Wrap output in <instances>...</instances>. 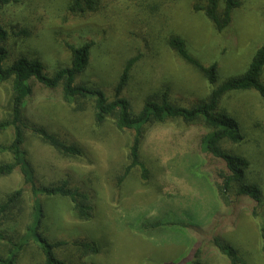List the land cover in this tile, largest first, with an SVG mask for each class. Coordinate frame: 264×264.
Masks as SVG:
<instances>
[{
	"label": "rangeland",
	"instance_id": "rangeland-1",
	"mask_svg": "<svg viewBox=\"0 0 264 264\" xmlns=\"http://www.w3.org/2000/svg\"><path fill=\"white\" fill-rule=\"evenodd\" d=\"M68 1L18 0L3 6L0 25L9 34L5 64L27 55L40 59L50 74L70 66L67 44L91 43L89 65L75 83L98 86L111 101L123 64L138 56L122 94L134 112L148 94L165 88L170 101L182 107L192 106L211 89L167 46L170 34L183 37L188 52L204 66L218 64L216 85L243 73L264 43V0H240L223 33L193 12V0H99L96 12L83 16L71 15ZM20 29L27 30L28 36L17 35ZM35 91L23 144L34 181L37 186L67 181L69 188L87 196L91 216L78 218L68 198H34L16 168L0 177V199L23 190L24 215L18 233L24 234L32 223L37 201L44 212L42 235L64 241L66 246L56 253L73 264H192L197 251L203 264H229L216 249L215 237L233 246L245 264H264L259 231L264 222V103L256 94L235 92L221 101V107L239 120L244 136L239 144L223 141L221 147L248 159V179L262 193L257 205H240L230 193L227 209L213 180L224 165L198 150L197 139L205 133L202 125L169 121L146 127L139 159L148 178L144 180L140 168L134 167L122 179L135 132L118 130L111 119L97 124L90 101H83L78 110L55 93ZM10 97V83L0 84V121L9 115ZM31 128L76 144L82 155L59 154ZM12 137L11 128L1 131L0 146L8 145ZM9 161L10 155L0 152V163ZM254 206L256 215L251 211ZM159 220L163 226H150ZM80 241L97 244L99 253L84 256L75 245ZM15 264H44V259L31 240Z\"/></svg>",
	"mask_w": 264,
	"mask_h": 264
},
{
	"label": "trees",
	"instance_id": "trees-1",
	"mask_svg": "<svg viewBox=\"0 0 264 264\" xmlns=\"http://www.w3.org/2000/svg\"><path fill=\"white\" fill-rule=\"evenodd\" d=\"M17 2L18 0H0V9ZM239 5L240 0H193L192 10L196 14L201 13L213 25L217 33H223L231 23L232 12ZM98 6L99 0H69L66 8L71 15L83 16L96 12ZM17 35L28 36V32L20 29ZM8 37L7 30L0 25V84L10 83L11 86L9 115L0 121V132L9 128L13 130L11 142L6 146H0L1 153L10 155L9 162L0 163V177L8 176L19 168L23 183L30 185L34 198L37 195L68 198L78 218L87 220L91 216L87 196L76 189L69 188L67 181L51 186H37L34 181L32 167L23 149L24 129L29 128L27 120L32 115L30 104L36 96L35 90L41 89L55 93L56 97L59 96L67 104H76L78 110L82 109L83 101H90L97 124L111 119L118 130L135 132L129 148L130 162L121 176L122 179L134 167L140 168L144 180L148 178V170L139 159L140 144L144 139L146 127L154 124L162 125L169 121H181L187 125H202L205 133L197 139L198 150L209 157L210 161L216 160L223 163V169L215 173L213 178L223 205L227 209L230 207V193L238 198L240 205L244 202L251 205L262 202L260 186L250 182L247 176L250 167L248 159L242 155L232 154L221 147L223 141L239 144L244 140L239 120L221 107V101L228 94L248 91L256 94L264 103V43L253 53L243 73L216 85L218 64L214 62L204 66L188 52L183 37L170 34L167 38V46L180 60L196 70L211 89L203 99L192 106L182 107L170 101L169 88H165L161 92L148 94L141 108L134 112L130 102L122 94L130 82L138 56L127 59L123 64L113 86V99L110 101L100 87L75 83L77 77L84 73L89 65L93 44L87 42L79 46L67 44L71 55L70 66L59 68L48 74L40 59L27 55H20L6 65L9 55L6 49ZM31 130L61 155L69 157L82 155L80 147L76 144L67 143L57 135L38 128H31ZM251 211L253 215H256L255 206L251 208ZM23 215L22 189H16L0 199V264H15L22 250L31 240L42 253L44 264H73L71 261L60 258L56 253L57 249L66 246L64 241L50 240L42 235L44 212L37 201L32 207V223L26 228L24 234H20L17 227ZM163 225V222L159 220L150 226ZM259 231L264 243V222L260 223ZM213 242L229 264H245L233 246L219 237L213 238ZM75 245L84 256L99 253V247L95 243L80 241ZM197 255L198 251L195 253L192 264H203L198 260Z\"/></svg>",
	"mask_w": 264,
	"mask_h": 264
}]
</instances>
